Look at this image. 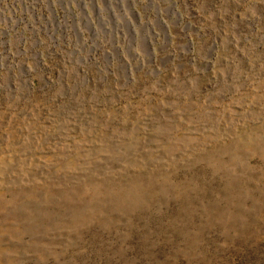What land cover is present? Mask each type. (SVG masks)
Wrapping results in <instances>:
<instances>
[{
  "label": "rangeland",
  "instance_id": "374dc122",
  "mask_svg": "<svg viewBox=\"0 0 264 264\" xmlns=\"http://www.w3.org/2000/svg\"><path fill=\"white\" fill-rule=\"evenodd\" d=\"M0 264H264V0H0Z\"/></svg>",
  "mask_w": 264,
  "mask_h": 264
}]
</instances>
